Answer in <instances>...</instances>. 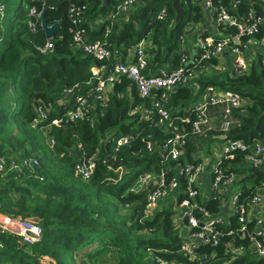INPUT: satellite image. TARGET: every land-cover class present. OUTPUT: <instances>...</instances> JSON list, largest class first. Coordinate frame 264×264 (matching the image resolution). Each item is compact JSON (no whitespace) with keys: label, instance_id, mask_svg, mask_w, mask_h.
<instances>
[{"label":"trees","instance_id":"16d2710c","mask_svg":"<svg viewBox=\"0 0 264 264\" xmlns=\"http://www.w3.org/2000/svg\"><path fill=\"white\" fill-rule=\"evenodd\" d=\"M108 1L113 2L115 8L111 4L105 6L104 0H0V6H5L4 11H0V134L4 139L14 127L18 130L16 144L1 146L0 154L17 156L22 152L24 156H36L40 161V165L33 170L24 169L19 176L12 172L0 177V201L3 212L30 219L43 228L41 241L32 246L23 243L16 235L0 232V264H76L74 258H77V253L89 248L85 254L89 264H100L109 253L113 254L115 264H154L157 259L177 264H201L200 259L192 260L181 249L185 237L173 223L174 211L165 207L153 211L146 218L143 216L147 190L141 193L129 190L136 175L124 180L128 175L127 166H138V173L144 170L160 173L162 167L178 162H202L197 154L218 140L220 134L225 135L226 140H242L251 147L264 140L262 61L254 62L245 73L218 72L199 79L200 95L206 87L214 86L239 94L247 101L242 108L232 109L228 129L222 132L203 126V132L196 133L191 123L180 121V117L187 114L183 106L200 95H195L186 86L172 90L165 103L175 123L186 133L184 152L176 160L170 158L163 161L161 147H157L172 136L166 124L158 122V114L154 112L151 120L142 118L139 113L129 115L130 100L126 95L124 98L117 96L119 91L128 92L130 87L138 97L136 104L142 103L136 86L126 76H121V82L114 85L109 106L96 109L94 122L81 119L60 127L34 128L32 122L37 117L39 106L51 104L54 109L50 116H60L65 106L60 105L58 99L64 96L67 88L79 84V88H74L73 96L85 92L97 81L94 68L106 64L112 70L117 63L114 64L111 57L108 60L98 59L76 46L75 25L69 13L72 3L87 5L81 24L87 30V43L107 40L114 55L120 50L128 54V49L142 40L151 41L156 46L152 49L154 62L162 64L174 55V68L181 61V39L187 33V27L205 19L201 6L203 0H181L185 15L179 21H176L177 12L172 0H158L150 11H147V5L152 0H143V5L128 21L111 25L109 19L101 27L91 29L88 18L107 14L124 2ZM213 4L223 6L237 22L243 24H250L264 15V0H213ZM33 6L39 12L46 8L49 25L59 22L53 38H47L41 19L30 14ZM165 7L167 17L157 19V14ZM214 16L217 18L216 14ZM31 21L36 22L34 29ZM108 26L111 31L107 35ZM258 28L256 38H261L264 36V23H260ZM237 32L236 25L223 23L219 26V34H224V37L234 36ZM213 37L222 38L219 35ZM246 39V36L242 37V41ZM47 43H51L52 47L43 51ZM144 73L149 74L147 69ZM157 94L159 97L160 91ZM147 102L151 106V100ZM191 118L194 119V116ZM112 131L117 135L134 136L132 144L124 146L118 155L125 164V176L115 180L117 175L100 161L93 177L89 181L83 180L75 172V156L68 148L81 142L84 148L77 154H83L85 150L91 155L97 147L102 157L107 153L114 154L113 142L106 140V135ZM149 134L156 144L153 152L148 151L142 141V137ZM51 138L55 139L54 145L49 143ZM209 147L206 149L208 153ZM234 153L235 157L224 164L228 166L232 163L234 167L228 172L241 173V182L249 183L238 199V205H245L248 209L264 182V164L243 167L240 164L246 159L247 152L235 150ZM168 174L170 177L174 175L172 171ZM185 196L180 193L178 197L181 200ZM192 200L213 215L222 209L221 196L205 200L199 195ZM127 205H131L130 208ZM121 212L124 214L121 215ZM193 213L199 218L203 216L198 209ZM217 227L221 231L219 243L200 244L196 249L198 256L207 254L210 257L215 252L216 257L210 259L213 264H264V257L257 258L251 250V238L241 239L238 214L230 216V225L223 223ZM248 228H254L253 220L248 221ZM231 229H235L234 235L229 234ZM228 244L244 246V254L233 256L232 252H228ZM46 257L48 261H43L42 258Z\"/></svg>","mask_w":264,"mask_h":264},{"label":"built area","instance_id":"2783aa9c","mask_svg":"<svg viewBox=\"0 0 264 264\" xmlns=\"http://www.w3.org/2000/svg\"><path fill=\"white\" fill-rule=\"evenodd\" d=\"M138 0H124L116 11L110 17L115 23L116 15L119 13H128L130 8L135 5ZM4 5L0 6V11H4ZM208 7L213 14L217 15L218 21L236 25L238 32L234 36H226L216 39L211 35L200 37L201 54L193 61L188 62L181 59L178 67L172 70L161 69L158 72L145 74L144 70L148 65V58L143 42H139L132 47L131 53L135 58L134 62L128 63L119 61L114 66L112 72L102 76L100 73L107 69L106 64L96 67L94 70L95 85L90 89L73 96L74 88H79V84L75 87L67 88L63 99L58 102L65 106V110L60 116L51 117L50 112L54 109L53 105H41L37 108V117L32 122L34 128H43L51 126H62L67 123H73L77 120H88L94 122L96 120V109L98 107H108L110 104V96L113 93L114 85L121 82V76L128 77L136 86L138 96L141 103H131L129 115L141 114V117L147 120L152 119V114L155 112L159 116V123L166 124V128L172 133V136L163 144H158L161 147V156L163 161H168L170 158L178 159L184 152V143L186 133L173 119L172 113L166 106V99L169 92L178 86H188L195 77V66L205 63L214 58H218L226 49L231 50L236 54L235 73H245L248 71L243 52L247 47L253 44H259L264 47V36L256 38L258 33V25L264 23V15L255 18L250 24L237 22L223 6H214L213 0H208ZM87 9L86 4L78 5L72 3L69 8V13L75 25L74 41L77 47H82L87 53L95 55L98 59H110L112 52L110 49L111 43L107 40H97L95 42H86L85 35L87 30L81 26L83 22V13ZM30 14L35 15L37 19H41L36 7H31ZM167 8H162L157 14V19L163 20L167 17ZM129 17V15H128ZM30 25L33 29L36 27V22L31 21ZM111 27L106 29L107 35L110 33ZM246 36V41H242V37ZM52 47L51 43H47L43 51ZM91 81L88 82L90 85ZM160 91L159 97L157 93ZM124 91H119L117 96L124 98ZM148 100H151V106L148 105ZM247 101L239 94L229 90H217L214 87H207L199 96L196 103L189 109L186 115L180 117V121L189 122L192 124V130L196 133L203 132V126L207 129H212L208 119V109L211 105L225 106V123L224 130L228 129L230 123L229 115L233 108H242ZM191 113V114H188ZM194 116V119L191 117ZM113 132V133H112ZM109 132L106 136L107 141H112L115 147V153H107V156H101L99 147L91 155H88L84 150L83 154L78 153V150L83 149L81 142L75 143L68 148L70 154L75 156V172L83 180L89 181L99 164L102 161L107 164L109 171H113L117 177L115 180H121L125 173L126 167L123 160H119V153L126 145H131L134 136L131 134L117 135L115 131ZM142 141L148 151L153 152L156 144L151 139V135L143 136ZM50 145L55 144V139L51 138ZM235 150L247 152L246 159L240 164L258 167L264 164V145L261 141L256 142L252 147L247 145L242 140H227L224 144L223 154L216 161L211 180V190L208 193L209 197H222V209L220 213L213 215L206 210L202 205L193 202L196 196H204V192L199 185V178L204 169L203 162L186 163L178 162L175 165H167L161 168L160 173H155L152 170L140 171L136 177L134 184L131 185L130 191L141 193L147 190V202L144 207L143 216L146 218L157 209H163L169 204V200H176L178 205H175L176 211L173 217L174 225L182 232L184 227H187V233L184 236L185 240L181 243V249L194 260L200 259L201 264H213L210 259L216 257L213 252L210 257L207 254L197 255L196 249L199 245H217L220 241L221 231L218 229V224H229L230 216L239 215V232L242 235L241 239L251 238V250L257 258L264 257V196L257 194L250 202V207L247 209L245 205H238L239 195L247 184L241 182L242 175L235 172H228L234 167L232 163L226 166L224 163L235 157ZM250 150V152H248ZM20 152L17 156L0 154V177H5L9 173L16 172L18 176L24 169L33 170L35 166L40 165V161L36 156H24ZM172 171L173 176H169L168 172ZM112 179V178H109ZM152 184V186H151ZM237 184V192L233 195L230 201L223 198L224 189L227 185ZM151 186V187H150ZM264 187V182L262 186ZM258 189V190H259ZM184 193L186 196L179 199V194ZM229 203V212L224 213V207ZM263 207L262 212L256 217H250L251 208L256 206ZM131 205H127L130 208ZM3 204L0 201V232L18 236L23 243L32 246L40 242L43 237V228L30 219L18 218L12 214L3 213ZM200 210L203 213L202 218L197 217L193 212ZM254 221V228L249 230L248 221ZM229 234L234 235L235 229H231ZM228 252H232L233 256L243 255L245 252L244 246L233 247V244H228ZM154 264H177L167 260L157 259ZM216 264V263H215ZM221 264V263H220ZM227 264V263H222Z\"/></svg>","mask_w":264,"mask_h":264},{"label":"crops","instance_id":"0c3cea01","mask_svg":"<svg viewBox=\"0 0 264 264\" xmlns=\"http://www.w3.org/2000/svg\"><path fill=\"white\" fill-rule=\"evenodd\" d=\"M105 1L108 2L107 5L105 4L106 6L111 4V6L114 7L115 4L113 2L108 1V0H104V3H105ZM143 3H144L143 0H138L137 3L130 8L128 13L117 14L116 18H115V23L120 24V23H122L123 20L128 21L129 18L131 17V15H133L136 12V10L139 9L143 5ZM114 11H116V10L115 9L111 10L107 14H99L94 19L88 18L87 20H91V21H89L91 29L101 27L102 24H104L107 20L110 19V17L114 13ZM128 15H129V17H128ZM212 15H213V20H212V23H210V25H208V18L205 14V19L202 22L191 23L187 27V30H186L187 33L181 39L182 40L181 52L183 53V54H181V59H185L188 62H191L197 56H199L201 54V47H200L199 39H200V37H202L203 34L208 33L211 36L219 35L220 37H224V34H221V35L219 34V26L221 24H219V21L214 16L213 12H212ZM141 42L144 43V47H145L147 58H148V65L146 67L147 73H149V74L155 73V72L160 71L161 69H166L169 71L174 69V66L176 65L174 55L167 58L166 62H163L162 64H157L154 62V54L152 52V49H155L156 46L154 44L152 45L151 41L142 40ZM131 49H132L131 47H130V49H128V54H126L124 51H121V50L115 51V54L111 56V60H113L114 64L116 62H118L119 60H123V61L128 62V63L134 62L135 58L133 56V53H131ZM243 58L247 64V66H249V67L254 62H260V61L264 62V47L259 45V44L250 45L243 52ZM235 59H236V54L233 53L231 50L226 49L224 51V53L221 54L215 62L207 61L205 63L196 65L195 66V77H194L193 81L191 82V84L186 86V87L191 88L195 95H200L199 92H200L201 85L199 83V79H202L205 76H211V75L218 73V72H231V73L235 72ZM94 70H95V68H94ZM112 71H113V69L111 70L109 67H107L106 70L101 71L100 73L102 74V76H105V75H108ZM181 86H183V85H181ZM208 87H214V86H208ZM214 88L217 90H221L217 87H214ZM171 92L172 91L169 92L167 99L170 97ZM126 93H130L129 95H126L128 97V99L130 100V102L136 104L138 97L135 96V94L133 93V90L131 91L130 87L128 88V92H126ZM111 95H112V93H111ZM198 98H199V96H198ZM198 98H196L195 101L190 102L187 106H183L184 111H186V113L196 103ZM62 99H63V97L59 98V100H62ZM141 105H142V103H141ZM208 119H209V123H210L213 130L217 129V130H219V132L220 131L222 132V130H224V123L226 121V119H225V106L224 105H211L208 109ZM228 119L229 120L232 119L231 113H230ZM221 136H223V135L220 134L218 136V140L213 141L209 145L210 147L205 146L204 149L200 153L197 154L198 157H201V160H202L203 165H204V169H203V171L200 175V178H199V185L204 192L203 199L208 197L207 195H208L209 191L211 190V180H212L213 167H214L216 161L219 159V157L222 156L224 144L227 141L226 138L223 139V138H221ZM261 143L264 145V140L261 141ZM207 147H209V153L206 151ZM242 166L248 167L246 164L242 165ZM239 174L242 175L241 173H239ZM137 175H136V177H137ZM236 192H237V184L227 185V186H225V189H224L223 198L228 202L232 199L233 195ZM258 192H259V194L264 196V187L259 189ZM262 210H263V207H261L259 205L256 207H253L250 210L249 216L251 218L256 217L262 212ZM3 213H5V212H3Z\"/></svg>","mask_w":264,"mask_h":264},{"label":"water","instance_id":"95a60500","mask_svg":"<svg viewBox=\"0 0 264 264\" xmlns=\"http://www.w3.org/2000/svg\"><path fill=\"white\" fill-rule=\"evenodd\" d=\"M157 2H158V0L150 1L147 5V11H150L151 7L153 5H156ZM105 4L107 5L108 2L105 1ZM172 5H173V8L177 12L176 21H179L185 15V10H184L183 6L181 5V0H172ZM201 6L203 7L205 14L208 18V25H210V23H212V20H213V15H212L211 9L208 7V0H203L201 3ZM45 12H46V8L43 9V11L41 12V15H40L41 27L44 30L47 38L51 39L55 36L56 29L59 27V22L54 23L52 25H49L47 23V18H46ZM219 24H223V21H219ZM221 138L225 139L226 137L223 135V136H221ZM251 176H252V173L249 174V177H251ZM151 186H152V184H151ZM228 212H229V203H227V205L224 207V213L227 214ZM186 233H187V227H184L182 230V235L185 236Z\"/></svg>","mask_w":264,"mask_h":264},{"label":"rangeland","instance_id":"374dc122","mask_svg":"<svg viewBox=\"0 0 264 264\" xmlns=\"http://www.w3.org/2000/svg\"><path fill=\"white\" fill-rule=\"evenodd\" d=\"M17 133H18V130L16 129V127H14L13 132L9 136L8 135L5 136L4 139H3V136L0 134V147L5 146V145H6L5 147H9L10 143L16 144L17 140L15 139V136L17 135ZM138 170H139L138 166H127L128 175L127 177L124 178V180L128 179L129 177H134V175H137ZM245 184H249V183H245ZM175 205H178V202L176 200H169V204L166 206V208L175 212L176 211ZM122 214L124 213L121 212V215ZM89 249L81 250L78 253L76 252L77 258H74L76 264H89L88 258H86L85 256L86 251H88ZM48 257H46L47 259L42 258V260L48 261ZM100 264H115V261H113V254L109 253L108 255H106V258L103 261L101 260Z\"/></svg>","mask_w":264,"mask_h":264}]
</instances>
